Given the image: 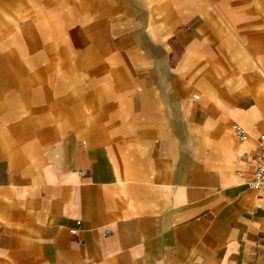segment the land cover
Segmentation results:
<instances>
[{
	"label": "crops",
	"instance_id": "obj_1",
	"mask_svg": "<svg viewBox=\"0 0 264 264\" xmlns=\"http://www.w3.org/2000/svg\"><path fill=\"white\" fill-rule=\"evenodd\" d=\"M199 9L160 6L150 42L95 22L19 123L10 94L0 264H264V45L227 50L221 8Z\"/></svg>",
	"mask_w": 264,
	"mask_h": 264
},
{
	"label": "rangeland",
	"instance_id": "obj_2",
	"mask_svg": "<svg viewBox=\"0 0 264 264\" xmlns=\"http://www.w3.org/2000/svg\"><path fill=\"white\" fill-rule=\"evenodd\" d=\"M164 5L188 13L199 6L208 15L221 8L227 50H243L245 41L264 45V0H203L199 5L196 0H0V124L6 123L3 114L10 108L11 93L20 113L11 121L27 118L43 95L37 89L45 83L52 86L53 77L63 75L69 56L78 55L74 60H79L95 22L103 20L98 23L102 31L114 20L136 23L145 42L159 40V7ZM106 37L104 43L112 41L111 35Z\"/></svg>",
	"mask_w": 264,
	"mask_h": 264
},
{
	"label": "built area",
	"instance_id": "obj_3",
	"mask_svg": "<svg viewBox=\"0 0 264 264\" xmlns=\"http://www.w3.org/2000/svg\"><path fill=\"white\" fill-rule=\"evenodd\" d=\"M232 128L239 139H247V130L242 123L234 121ZM250 184L253 187L264 186V133L260 136L258 149L255 153V169Z\"/></svg>",
	"mask_w": 264,
	"mask_h": 264
}]
</instances>
